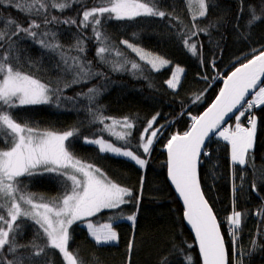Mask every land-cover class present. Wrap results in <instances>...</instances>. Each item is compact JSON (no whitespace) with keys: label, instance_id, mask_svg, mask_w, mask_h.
Wrapping results in <instances>:
<instances>
[{"label":"trees","instance_id":"1","mask_svg":"<svg viewBox=\"0 0 264 264\" xmlns=\"http://www.w3.org/2000/svg\"><path fill=\"white\" fill-rule=\"evenodd\" d=\"M97 2L98 0H76L71 8L63 12L51 7L48 12L61 20L76 19L79 24L80 13L86 7L96 6ZM159 3L162 10L173 12L178 19L172 20L166 16L163 19L137 17L131 21L102 20V31L113 49L110 54H105L109 63H100L96 57L99 45L91 27L80 29L77 25L63 23L44 26L57 33L56 38L65 46L66 59L71 61L73 57L81 55L83 59L91 62L95 71L104 74L90 78L87 82L71 83L74 76L65 72L62 66L58 67L59 58L23 33L11 38L15 47L7 42H0V55L5 51L10 52L11 56L19 58L18 64L22 71L30 72L42 82L62 89L59 107L55 103L18 106L8 109L13 118L27 123L37 132L47 130L62 133L73 128L79 129L78 135L65 142L69 151L85 163L94 164L108 179L131 189L133 193L132 197L126 198L132 202L123 205L122 209L104 210L87 218V221L97 226L112 222L118 232V243L97 245L85 227L86 222L77 221L71 226L68 249L74 254L78 253L85 264H129L130 240H134L131 264H160L163 257H167L169 264H187L185 256H191L192 264H202L193 235L184 223L183 206L168 181L167 143L172 135L183 134L191 128V117L200 116L212 104L223 86L224 79L236 67L264 50V20L254 23L252 27L247 25L249 5L254 6L257 14H260L264 8V0H243L242 12L241 0H214L216 7L210 6L206 17L197 16L195 20L192 19L193 11L187 6L186 0H159ZM9 18L24 26L28 25L30 19H36L37 22L42 20L40 16H28L15 7L7 6L5 0L0 5V30L10 29L5 24ZM211 22H215L216 27L209 28L207 35L200 33L192 37L190 43H197L198 51L193 56L182 43L187 37L179 33H187L196 24L207 27ZM78 36L85 41L86 54L69 50L73 48ZM48 39L51 40L52 37ZM122 40L129 41L145 52L164 57L171 63L161 67L159 71L152 70L146 61L120 43ZM115 50L124 55L117 56ZM129 61L138 63L140 70H132ZM115 63L125 64V70L112 71L111 65ZM176 66L184 69V76L177 89L173 90L165 81L171 78ZM205 76L207 79H204ZM65 84L68 86L64 87ZM93 87L99 93L91 101L84 94ZM196 95L201 99L193 102ZM67 97L73 99L68 100ZM98 106L104 115L116 119L128 117L134 127L129 130L118 125L114 131H131V135L126 136L125 140H119L107 131H102L103 125L92 123L89 108L96 110ZM253 109L257 119V131L254 149L250 150L249 156H254V163L249 162L243 168L233 165L230 161V144L214 137L206 146L211 155H203L199 175L203 194L219 221L229 260L233 259V238L229 234L227 218L232 213L235 200L236 210L243 213L241 228L238 230L239 239L236 241L238 251L240 247L244 250V264H264V217L256 214L264 210V105ZM157 113L159 117L153 128L159 125L163 127L146 154L141 146L143 141L140 135L147 122ZM231 122L234 128L237 121L233 119ZM105 123L110 124L111 121L107 120ZM240 123L248 126L247 118ZM85 137L103 138L116 147L133 151L147 163L141 168L126 157L101 152L97 145L85 143ZM147 138L145 135L144 139ZM8 146V143L0 140V150ZM19 180L21 188L47 200L58 199L67 190L66 185L71 184V181L56 173L24 176ZM233 184L237 186L235 195ZM253 184L256 185V191L252 189ZM3 202L0 200V203ZM21 203L23 206V202ZM130 214L137 216L134 229L126 219H113L119 215ZM16 223L21 225L17 243L25 244L35 239V243L44 244L42 237H36L38 226L31 220L21 217ZM253 241L261 247L249 257L247 252ZM32 251L34 250L21 248L16 255L26 257V264H46L48 260L52 264H66L58 250L46 248L48 255L40 257L31 256ZM9 258H13L11 254Z\"/></svg>","mask_w":264,"mask_h":264},{"label":"snow or ice","instance_id":"2","mask_svg":"<svg viewBox=\"0 0 264 264\" xmlns=\"http://www.w3.org/2000/svg\"><path fill=\"white\" fill-rule=\"evenodd\" d=\"M5 0H0L3 5ZM76 0H7V6L15 7L28 16H40L42 20L30 19L27 26L21 25L17 20L9 18L5 21L10 29L0 30V42H7L15 47L12 37L20 36L23 33L26 37L38 44L41 48L52 53L59 58L58 67H63L65 72L72 73L74 79L71 83L87 82L90 78L104 75L95 71L91 67V62L86 61L77 55L69 61L66 59L65 46L56 38L57 33L49 31L46 25L63 23L65 25H77L80 29L91 27L95 39L98 42L96 57L100 63H109L106 53H111L113 49L109 46L108 38L102 31L103 21L115 20H135L137 17H156L163 19L166 16L172 20L178 19L173 12L162 10L159 0H98L96 6L85 8L81 15L79 24L73 18L61 20L60 17L50 15L49 7L61 12L72 7ZM186 4L191 8L195 5L192 19L206 17L209 7H216L214 0H186ZM243 11V0H241L240 12ZM248 27L254 23L264 20V8L260 14L254 6L249 5ZM240 13L238 12L237 19ZM182 23V21H181ZM211 27H216L215 22H211L207 27L199 24L193 26L187 33L179 35L187 38L182 41L185 48L193 55L198 54L197 43L191 42L193 36L200 33L208 34ZM52 37V39H48ZM120 43L126 45L135 52L141 60L146 61L152 70L159 71L161 67L171 63L170 60L145 52L142 48L122 40ZM202 47V46H201ZM71 50L77 53L86 54V44L84 39L77 37ZM117 56H123L119 50H115ZM18 57L10 55L5 51L0 55V140L8 143L6 149L0 150V264H26V257L17 256L16 253L21 248L33 249L30 253L33 257L47 256L46 248L58 250L66 264H85L78 253L74 254L68 249L70 239L69 229L77 221L86 222L89 235L97 245L118 243V232L112 222L104 223L99 226L87 221V218L95 216L104 210L122 209L123 205L129 204L133 196L131 189L123 187L116 182L108 179L102 170L94 164L85 163L76 157L65 146V142L74 135L79 134V129L73 128L62 133L55 131L37 132L27 123L18 122L13 118L8 109L18 106L39 105L55 103L60 106L62 89L59 86L53 87L50 83L42 82L30 72L21 70L18 64ZM132 70H140V65L134 61H129ZM202 63V61H201ZM35 65H33L34 67ZM214 66V62H213ZM125 64L115 63L111 65L112 71L125 70ZM184 69L180 66L175 67L171 78L166 80L167 86L176 90L180 83V75ZM264 50L254 54L247 62H243L227 76L224 87L220 90L215 102L200 116H192L191 128L183 134L172 135L167 143L169 156V176L175 185L180 197L186 206L184 213L188 223L195 230L196 238L199 242V250L202 255L203 264H244V250L238 246L236 241L239 239L238 230L241 228V217L243 213L235 208L228 216V230L232 236L233 259L230 261L228 251L225 247L224 238L221 234L216 216L211 206L201 191L198 176V165L204 156H210L205 141L214 135L227 141L230 148V161L233 165L243 168L246 163H254V156H249L250 150L254 149L257 131V119L251 110L255 107L264 105ZM204 79H207L205 76ZM68 85L65 84L64 87ZM99 90L95 87L89 88L86 95L89 100L94 101ZM80 95V94H78ZM251 98L246 99V97ZM55 97V100L53 99ZM66 99L72 100V97ZM199 95L194 96L193 102L200 100ZM236 112L234 119L237 121L235 127L226 124L225 118L230 113ZM247 112V125L244 126L239 121ZM92 116V123L103 125L102 131H107L119 140H125L127 133L116 132V126H121L131 130L134 123L128 118L116 119L104 115L99 106L96 110L89 108ZM159 117L155 114L148 122L140 135L144 153H149L153 139L163 125L153 128ZM110 120V124L105 121ZM222 125H224L222 127ZM151 129V131H149ZM148 136L147 140L144 139ZM84 142L94 144L99 147L101 152H110L117 156H123L135 161L143 168L147 161L140 158L131 150L116 147L103 138L90 139L85 137ZM43 173H56L71 181L70 186L66 185L67 190L58 199L47 200L43 196L27 192L20 187V177L33 176ZM243 180V177H241ZM143 180H141V189ZM242 186V185H241ZM236 185L233 184V194L236 192ZM256 191V185H252ZM27 205L28 207H22ZM136 212L139 210V199L136 201ZM264 217V210L256 213ZM31 220L37 227L36 237H42L44 244L35 243V239L25 244L17 243V235L21 225L16 222L19 218ZM126 219L131 222L133 229L137 216L130 214L127 216L119 215L113 219ZM15 225V227H14ZM134 246V240L128 244L129 264ZM191 247V245H189ZM255 241L250 244L247 256L257 250ZM9 254L13 258H9ZM187 264H192L191 256L184 257ZM46 264H52L50 260ZM160 264H169L167 257H163Z\"/></svg>","mask_w":264,"mask_h":264},{"label":"water","instance_id":"3","mask_svg":"<svg viewBox=\"0 0 264 264\" xmlns=\"http://www.w3.org/2000/svg\"><path fill=\"white\" fill-rule=\"evenodd\" d=\"M233 71H234V70H233ZM230 74H231V73H230ZM230 74H229V75H230ZM226 78H227V77H226ZM226 78H225L224 81H223V86H222V88L224 87V82H225ZM261 84H264V78H261ZM222 88H221V89H222ZM218 95H219V94H218ZM249 98H251V96L246 97V99H249ZM214 102H215V100H214L212 103H214ZM211 105H212V104H211ZM211 105H210V106H211ZM210 106H209V107H210ZM209 107H208V108H209ZM208 108H207V109H208ZM207 109H206V110H207ZM206 110H205V111H206ZM205 111H204V112H205ZM204 112H203V113H204ZM203 113H202V114H203ZM202 114H201V115H202ZM235 115H236V112H234V113H230L229 116H227V117L225 118V121H226V124H227V125H228V124L234 119V116H235ZM223 126H224V125H222V127H223ZM214 137H216V135H214L211 139H213ZM211 139L205 141V145H206V146H207V144L210 142ZM202 157H203V153H202ZM202 157H201V158H202ZM167 158H168V161H169L168 150H167ZM200 165H201V163L198 165V176H199V180H200V175H199ZM167 174H168V181H169V183H170V185H171V187H172V189H173L175 195L177 196L179 202H180L181 205L183 206L184 213H185V211H186V206H185V204H184V202H183V198L180 197L178 191L176 190L175 185L172 183V180H171V178H170V176H169V163H168V171H167ZM200 187H201V183H200ZM201 191H202V193H203L202 187H201ZM203 195H204V194H203ZM204 198H205V196H204ZM205 199H206V198H205ZM206 200H207V199H206ZM207 202H208V201H207ZM208 204H209V203H208ZM212 210H213V209H212ZM213 213H214V212H213ZM214 215H215V213H214ZM215 216H216V215H215ZM216 219H217V217H216ZM217 222H218V224H219L218 219H217ZM184 223H185V225L187 226V228L190 230V232H191L192 235H193L194 241H195V243H196V246H197V249H198L199 255H200V257H201L202 264H203L202 255H201L200 250H199V242H198V240H197V238H196L195 230H194V229L192 228V226L188 223V221H187L185 215H184ZM219 228H220L221 234L223 235L222 230H221V227H220V224H219ZM223 238H224V236H223ZM224 243H225V239H224ZM225 247H226V249H227L226 243H225ZM227 251H228V249H227Z\"/></svg>","mask_w":264,"mask_h":264},{"label":"rangeland","instance_id":"4","mask_svg":"<svg viewBox=\"0 0 264 264\" xmlns=\"http://www.w3.org/2000/svg\"><path fill=\"white\" fill-rule=\"evenodd\" d=\"M192 7H193V9H195V5H192L191 6V10L194 12L195 10H193L192 9ZM198 16V15H197ZM183 76H184V72L180 75V82H181V80H182V78H183ZM180 84V83H179ZM232 123V122H231ZM231 123H229L228 125L229 126H231L232 128H233V126H232V124ZM216 138H218L219 140H222V141H224L223 140V138H219L218 137V135H216ZM225 142H227V141H225ZM228 143V142H227ZM255 145V144H254ZM231 147V146H230ZM127 158V157H126ZM128 159H130V158H128ZM131 160V159H130ZM133 161V160H132ZM247 164V163H246ZM22 207H28L27 205H23ZM97 215V214H96ZM85 227H86V224H85ZM87 228V227H86ZM113 243H115V242H113Z\"/></svg>","mask_w":264,"mask_h":264},{"label":"built area","instance_id":"5","mask_svg":"<svg viewBox=\"0 0 264 264\" xmlns=\"http://www.w3.org/2000/svg\"><path fill=\"white\" fill-rule=\"evenodd\" d=\"M253 110H254V109H252L251 111L253 112ZM244 118H247V112H246V114H245L244 117H241L240 121H241L242 119H244ZM240 121H239V122H240Z\"/></svg>","mask_w":264,"mask_h":264}]
</instances>
